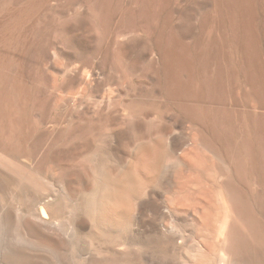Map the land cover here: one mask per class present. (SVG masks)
Instances as JSON below:
<instances>
[{
	"label": "bare ground",
	"instance_id": "obj_1",
	"mask_svg": "<svg viewBox=\"0 0 264 264\" xmlns=\"http://www.w3.org/2000/svg\"><path fill=\"white\" fill-rule=\"evenodd\" d=\"M261 1L210 0L211 16L201 24L211 32L194 39L190 0H0V264H264ZM76 3L82 8L72 18H59ZM129 18L143 23L145 34L128 37L117 50L154 52L145 72L151 94L194 121L198 140L223 170L210 198L217 228L190 219L191 245L168 197L154 200L148 191L156 165L142 171L141 164L133 173L106 142L86 136L90 120L81 123L76 114L45 126L52 105L43 73L51 53L74 48L100 55L88 39ZM197 62L204 72L195 71ZM88 69L85 83L97 80ZM237 75L246 98L260 103L256 114L227 105ZM250 179L260 188H248ZM85 229L89 239L80 238Z\"/></svg>",
	"mask_w": 264,
	"mask_h": 264
},
{
	"label": "rangeland",
	"instance_id": "obj_2",
	"mask_svg": "<svg viewBox=\"0 0 264 264\" xmlns=\"http://www.w3.org/2000/svg\"><path fill=\"white\" fill-rule=\"evenodd\" d=\"M207 1L206 7L202 6V8L205 7L202 9L201 4H205L203 0L201 1L202 3L200 0H190L193 9L190 11L189 21L193 24L192 36L194 39L201 38L202 34L208 31L211 32V26L208 25L209 28H207V25L202 26L208 19V15L211 16L209 10L212 3L210 0ZM207 4L210 5L209 8ZM184 5L185 2H181L180 8ZM72 8L66 15H60L59 18H72V11L77 12L82 6L80 3H76ZM202 18H205V20H201ZM256 21H258L256 23L260 26L259 28L257 26L259 32L258 39L261 41H259L260 46H262L261 48L264 51V38L262 39L264 37V1H261L259 5ZM199 27L200 29H198ZM108 32V34L106 32L103 33L105 35L94 32L95 37L88 39L89 45L95 44V46L100 48V55L91 54L90 49H85L82 55L81 51H77L74 48H69V50L65 48L63 54L51 53L47 62L48 64L46 63V67H44L46 73L43 70L46 102L52 105V108L49 109L50 112L48 110L49 113H47L50 121L48 120L49 122L45 126H49L51 129V125L58 118L63 122L65 120L64 124H66L73 117L70 116L76 114L79 116V119L82 118L80 119L81 123L88 121L85 119L90 120L88 121L90 122L89 124L87 122L88 126L85 124V128L88 129H84L86 136L97 139V141L106 142L109 148H112L111 150L117 152V155L121 157V163L131 166V168L128 167L133 173H139L141 164L142 171L145 170L146 166L148 168L151 165H156L158 171L151 176L152 182L147 186L148 191L150 190L149 193H154H151L154 200L168 197L166 199L175 208L177 215L180 214L178 215L180 217L178 221L182 227L184 225L183 229L188 241L187 245H191L193 235L190 234L192 232L190 229L192 228L188 225H192V220H195L194 222L198 223L199 227L203 226V222L205 221L204 225L206 227L203 226L202 228L205 227L211 231L217 228L218 209L212 205L210 198L214 191L213 188H215L214 184L218 185L219 179L223 176H221L223 170L220 161L207 146L198 140L200 135L199 129L194 121L190 122L180 118L175 108H172L173 106H166V101L162 96L151 94L150 79L146 73L148 71L147 65H150L148 60L151 61L154 52L150 54L151 57L150 55L147 57L141 54L140 49H135L136 52L138 51L137 53L125 50L126 57H124L125 55L123 56V53L117 50L119 46H122V42L129 40L128 37H137L145 34L143 23L131 18L123 19L119 28ZM188 38L191 39L192 37ZM137 46L140 45L137 44ZM89 54L91 58H89ZM128 54L135 56H133L134 58L132 56L129 57ZM112 56L119 57L114 59ZM142 57L145 58L143 59ZM126 60L129 61L127 62ZM121 61L127 67L131 63L128 67L129 69L121 65ZM195 64L196 72L199 73L200 69L201 72H204L202 69L204 63L203 65H200V62ZM92 67L96 73L97 80H87V84L83 80V76L87 75L86 71L89 70L88 68L92 69ZM123 68L127 70V73L126 71L124 72L125 69ZM79 74L80 76H78ZM240 76L237 75V77L235 76L230 81L232 90L230 92L231 96L227 100V105L231 108L238 107L256 114L259 111L260 103H255V100L253 101L250 96L246 98L245 91L248 92V88L244 87V79ZM145 90L148 91L145 92ZM51 91H54V93L52 94ZM149 92L153 97L145 94L148 93L150 95ZM230 97L235 98L231 99ZM263 104L264 102L261 103L262 106H264ZM260 157L264 160V155ZM154 162H157V164ZM255 183L257 184L254 179H250L246 184L250 189L255 186L259 189V185ZM156 197L158 198L155 199ZM52 207L56 208V205L53 204ZM210 208H212V211L209 210ZM187 218H189L188 221L190 219L191 221H186ZM206 219L209 221H206ZM185 226L189 229L185 228ZM87 232L88 229L83 230L80 238L85 236L89 239L86 236ZM208 241L206 243L209 247H213V242Z\"/></svg>",
	"mask_w": 264,
	"mask_h": 264
}]
</instances>
